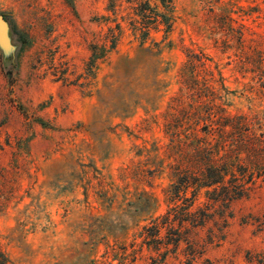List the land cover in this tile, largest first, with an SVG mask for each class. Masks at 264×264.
<instances>
[{
  "label": "rangeland",
  "instance_id": "obj_1",
  "mask_svg": "<svg viewBox=\"0 0 264 264\" xmlns=\"http://www.w3.org/2000/svg\"><path fill=\"white\" fill-rule=\"evenodd\" d=\"M146 2L164 12L157 0H0L18 46L9 61L0 50V245L10 264H264V176L231 218L184 233L178 248L187 198L161 250L141 234L172 208L187 114L213 105L204 81L217 106L248 120L224 119L228 147L247 136L264 160V0H173L170 33L153 21L143 44L135 27ZM113 38L90 69L92 45ZM206 202L202 192L194 210Z\"/></svg>",
  "mask_w": 264,
  "mask_h": 264
},
{
  "label": "trees",
  "instance_id": "obj_2",
  "mask_svg": "<svg viewBox=\"0 0 264 264\" xmlns=\"http://www.w3.org/2000/svg\"><path fill=\"white\" fill-rule=\"evenodd\" d=\"M164 12L153 13L148 2L139 9V16L142 17L140 26L135 30L140 33L142 43L149 39L151 33L150 24L158 22L165 27V34L168 35L173 26V0H157ZM154 12V11H153ZM117 46V39L113 38L109 48L92 45V55L89 61L90 69H98V60L104 58L106 54L114 50ZM185 82V81H184ZM207 84L208 91L202 96L208 97L213 105L202 110H192L187 114L191 119V133L189 134L190 143L187 154L176 163L170 165L172 169V184L168 189V197L172 208L165 217V222H155L151 227L145 226L142 229L143 240H152L157 245L148 244L153 250H161L162 244L157 239L162 230H172L175 228L173 219L180 213L177 204L181 200L189 201L187 212L184 213L186 219L177 228L178 238L174 246L178 248L181 242L185 241L183 234H189L192 230L203 228L213 218L219 217L227 220L232 217V206L234 203L248 197L251 186L255 178L264 176V160L254 158L251 155L254 148L250 138L245 137L237 149L228 147L224 139V119L228 122L236 123L242 121L241 127L248 125L246 117H236L228 114L224 109L217 106L214 102L218 99V90ZM200 81L193 78L192 89L198 87ZM208 94V95H207ZM229 123V126H232ZM234 126V125H233ZM230 146V145H229ZM204 192L207 202L203 208L194 210L195 202L199 195ZM191 194V197L188 195ZM188 223L189 226L183 224ZM158 240V242H157ZM0 264H10V260L0 245Z\"/></svg>",
  "mask_w": 264,
  "mask_h": 264
},
{
  "label": "water",
  "instance_id": "obj_3",
  "mask_svg": "<svg viewBox=\"0 0 264 264\" xmlns=\"http://www.w3.org/2000/svg\"><path fill=\"white\" fill-rule=\"evenodd\" d=\"M0 50L5 61L11 60L18 50V46L13 41L11 24L4 15H0Z\"/></svg>",
  "mask_w": 264,
  "mask_h": 264
}]
</instances>
